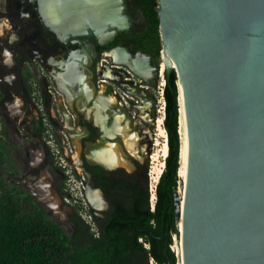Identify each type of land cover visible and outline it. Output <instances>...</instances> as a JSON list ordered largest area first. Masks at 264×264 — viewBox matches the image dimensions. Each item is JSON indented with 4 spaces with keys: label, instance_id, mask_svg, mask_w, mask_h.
<instances>
[{
    "label": "water",
    "instance_id": "obj_1",
    "mask_svg": "<svg viewBox=\"0 0 264 264\" xmlns=\"http://www.w3.org/2000/svg\"><path fill=\"white\" fill-rule=\"evenodd\" d=\"M157 3L160 41L179 68L186 113L181 209L174 194L179 255L183 264H264V0ZM161 74L157 64L155 76ZM152 86L140 81L135 92L125 91L146 100L139 87Z\"/></svg>",
    "mask_w": 264,
    "mask_h": 264
},
{
    "label": "rangeland",
    "instance_id": "obj_2",
    "mask_svg": "<svg viewBox=\"0 0 264 264\" xmlns=\"http://www.w3.org/2000/svg\"><path fill=\"white\" fill-rule=\"evenodd\" d=\"M0 4H3V2H0ZM2 43L0 42V191L10 195L24 209H30L34 206L32 204L35 203L45 212L48 220L61 230L70 246L76 231V227L71 221L72 218L79 217L89 226L91 232L96 234L97 224L104 217L101 212L96 211L97 208L93 207L88 200L87 192L94 191V186L90 183L82 166L80 167L81 170H78L72 161L71 156H77V152L78 160L82 163L80 157V139H77V142L76 138H72L71 133L66 127L68 126L70 116L76 121L78 115L72 107L59 105L67 102V98L58 89L55 91L50 89L52 93L46 92L45 90L42 92V84L34 75L32 77L33 80H29V82V77L24 76L23 86L30 103L23 99L20 91L17 93L12 92V83L15 79L13 56L8 53L6 50L7 47L3 46L4 44ZM161 55L162 50L158 59H155V61L149 57L143 59L149 67V71L143 77L134 74L127 65L120 64L124 70H127L128 76L134 80L131 83H137L141 78H145V80L152 78L155 86L145 87L148 89L142 90L154 99L156 104L155 110L159 109L162 105L158 103L160 100L159 93L163 88L162 84L165 85L164 73L167 70H164L160 76L153 75L151 71H153L157 64L160 68ZM104 59L107 61L108 66H110L114 56L107 55ZM41 73L42 70L39 69L37 74L44 77ZM109 73L111 72L106 70V74ZM114 75L116 78L117 74ZM111 78H113V73H111ZM49 85L54 86L50 79ZM133 85L129 84L128 86L133 88ZM112 87L117 91L119 90L116 86ZM3 89L6 92H3ZM123 97L127 101L126 110L133 120L132 123L142 130L149 129V138H152V140H150L149 148L146 144H142L138 140L136 143L137 146L135 145V155H130L124 149L122 142L123 148L120 150L124 158H127L126 160L131 165V169L106 168V175L107 177H120L121 175H118V173H121L122 176L135 177L136 180H145L149 193V205L152 209L150 189L158 181L164 168V160L167 155L166 153L164 154L163 148L167 144V136L166 133L160 135L152 118L150 122L146 123L141 119L140 107L147 103L137 105L135 104L137 98L132 96L125 97L124 95ZM32 98L34 101H31ZM57 100L60 102L64 100L65 102L60 103ZM155 115L163 119V116L157 114L156 111ZM179 121L180 112L178 115V134L180 139ZM121 122L122 120L119 121L117 119L118 124L115 123L112 128H108L111 130L106 131L107 137L111 140H101L98 145L102 143L115 145L117 143L114 140L115 134H120L122 141L125 134H136L132 128L127 126L128 120L125 121L123 119V122ZM161 126L163 129V124ZM117 145L120 144L118 143ZM89 146H86V150ZM88 162L90 161L88 160ZM43 181H48L55 189L58 198V205L55 210L46 206L38 199V196L44 192L41 187V182ZM56 185L63 187L62 195L57 193ZM178 239L179 233L171 234L172 243L170 249L174 252L177 264L176 242ZM147 264L156 263L148 260Z\"/></svg>",
    "mask_w": 264,
    "mask_h": 264
},
{
    "label": "trees",
    "instance_id": "obj_3",
    "mask_svg": "<svg viewBox=\"0 0 264 264\" xmlns=\"http://www.w3.org/2000/svg\"><path fill=\"white\" fill-rule=\"evenodd\" d=\"M147 22L144 42L137 47L158 59L162 44L156 0H141ZM163 129L167 136V156L155 187L151 209L145 180L135 177L105 178L98 167L84 164L95 187L101 189L109 202V210L97 224L96 234L79 217L71 221L75 236L68 245L61 230L50 222L45 212L33 203L30 209L0 191V264H169L176 260L171 252V234H178L175 221L174 194L180 182V139L178 134L177 77L173 70L164 73ZM62 195L63 187L57 186ZM165 235H169L166 245ZM167 251V254L165 252Z\"/></svg>",
    "mask_w": 264,
    "mask_h": 264
},
{
    "label": "flooded vegetation",
    "instance_id": "obj_4",
    "mask_svg": "<svg viewBox=\"0 0 264 264\" xmlns=\"http://www.w3.org/2000/svg\"><path fill=\"white\" fill-rule=\"evenodd\" d=\"M0 2H3V4H0V42H4L2 43L3 46L7 47L6 50L13 56L12 60L14 61L15 79L12 83V92L17 93L20 91L23 99L30 103L23 83L26 76L29 77V82V80H33L34 75L42 84V92L45 90L52 93L50 89L53 91L58 89L66 95L67 102L62 100L61 102L65 103L59 105L72 107L78 115L76 121L72 116L69 118L70 128L77 129L81 133L80 157L82 163L79 162L78 165L79 167L82 166L95 190H99L105 208L96 209V211L104 215L109 210V202L101 189L95 187L91 175L84 169V164L90 167H98L105 178L111 177H107L106 171L100 166L88 162L85 156L88 150V148L86 150V146L96 147L101 140H111L107 137L106 131L111 130L108 128H112L115 123L118 124L117 117L119 114L125 117L128 113L126 110L127 101L123 95L128 96L129 94L125 90L129 89L135 92V86L140 81L150 82L151 84L154 82L152 78L146 80L141 78L137 83H131L134 80L128 76L127 70H124L120 65H127L134 74L141 76L135 72L133 62L137 58L145 59V57L153 58L155 61L153 53H144L137 47V44L144 42L143 34L147 25L143 9L140 7L142 1L118 0L119 16L124 25L118 27L117 25L108 24L101 34L105 36L104 39L99 36L93 26H85V24L79 27L78 16L73 11L75 5L86 10L94 0H1ZM104 13L100 12L95 15L94 12L92 14L97 19L99 17V21H104L107 18ZM116 51L123 52L126 59L114 57L112 64L108 66L104 57H107V55L112 56L111 53ZM75 67L80 69L85 76L82 82L79 83L77 92L71 94L70 92L76 86L73 80L65 77V75ZM39 69L42 70L41 74L44 77L37 74ZM155 69L156 66L151 71L153 75ZM106 70L113 73V78H111L110 73L106 74ZM114 74L118 76L116 75L115 78ZM119 78L121 79L119 80ZM49 79L54 86L49 85ZM129 84H134V87L130 88ZM82 86H87L88 91H91V93L82 90ZM112 86H116L119 90L113 89ZM139 88V93L146 100L134 97L137 98L135 104L150 102L151 109L154 99L143 91L148 88ZM2 91L6 92L5 89ZM98 98H101L103 105L107 106L105 111L106 120L103 125L96 124L93 113L87 116L85 115L86 112L81 111L79 108L83 106V109H94ZM31 101H34V99L32 98ZM114 140L118 144L121 135L115 134ZM121 148H123L122 145Z\"/></svg>",
    "mask_w": 264,
    "mask_h": 264
},
{
    "label": "bare ground",
    "instance_id": "obj_5",
    "mask_svg": "<svg viewBox=\"0 0 264 264\" xmlns=\"http://www.w3.org/2000/svg\"><path fill=\"white\" fill-rule=\"evenodd\" d=\"M66 1H68V0H66ZM72 4H73V2H72ZM86 10L83 9L82 7L77 6V5H75L73 7V11L78 16V20H79V21L77 20L79 22L78 26L81 27L85 24H86L85 26H88V25L93 26L96 29L99 36L100 37L102 36L101 38H103V39L105 38V36L101 35V34L103 33V31L105 30V28L108 24L117 25L118 27H122L124 25V22L122 21V19L119 16L118 0H94L93 3L91 2V5L89 6V8L88 7L86 8ZM104 10H105V13H104ZM94 12H95V15H98L100 12H103L105 14V16L107 17L106 20L99 21L98 20L99 17H98V19H97V17H94V15H93ZM71 14H72V11H71ZM111 55H113L115 58L119 57L121 59H126L125 54L121 51H116V52L112 53ZM133 66H135V68H134L135 72L137 74H140L141 76H145V74L149 71V67H148L147 63L145 62V60H143V59L137 58L133 62ZM72 70H71V72H68L65 75V77L71 78L73 80V82L75 83L74 85L76 86V88L72 89V91L70 92L71 94H74L77 92L78 87H79V83L82 82V80L84 79L83 77L85 75L80 69H77L76 67ZM164 70H176L178 73V78H177L178 96H177V99H178V103H179V112H180L179 123H180V139H181V141H180V156H179L180 167L178 169V175H177L180 179V182H179V188L177 189V192H178V195L181 194V196H179L180 197L179 204H180V209H181L183 207V204H184L185 186H186V179H187L186 159H185L188 156V136H187V125H186V113H185V107H184V99H183V92H182V84L180 81L179 68H178L175 60L169 55L167 49L162 48V55H161V59H160V73L164 72ZM71 79H69V80H71ZM84 83H85V81H84ZM81 89L84 91L86 90V92L88 91L87 86H85V87L82 86ZM88 92L91 93V91H88ZM96 101L97 102L94 106V109H91V110L83 109L84 108L83 106H80L79 108L81 111L86 112L85 115H87V116H89L90 113H93V116L95 117L96 124L103 125L105 123V120H106L105 111H106L107 106L103 105V103H102L103 100L101 98H98ZM150 106H151V104L147 102L146 105L140 107V114H141L140 117L145 123L151 121V117L149 114V112L151 111ZM117 119L119 121L122 120V122H123V119L125 120V117H124V115L119 114V117H117ZM152 121L155 122L154 125L157 126V130L160 133V135H162V134L164 135L165 131L162 129V126H161V124H163V122H162L163 119H161L160 117H156V120L154 119ZM133 125H135V124L133 123ZM66 128L71 133L72 138H76V141H77V139H80L81 133H79L77 129L70 128L69 120H68V126ZM122 128H125V127H122ZM133 131L135 132V130H133ZM142 131L146 135L147 141L150 142V140H152V138L151 139L149 138V136H150L149 129H145ZM82 134H84V133H82ZM128 134H125V136L123 138L124 149L130 155H135L136 154L135 145H136L138 140L140 142H142V139L139 137V135L137 133L136 134L135 133H133V134L128 133ZM143 144H145V143H143ZM120 149H121V147L117 144L107 145L106 143H102L100 145H97L96 147H93V146L88 147L86 157L88 156L87 159L89 158V160H91L95 163H99L100 165L102 164V166L105 168L107 167V169H111L113 167L123 168L126 170L130 169L129 162H128V160H126L127 158L126 159L124 158ZM167 149H168V147L166 144V145H164V148H163L164 154L166 153V155H167ZM71 157H72V161L75 164L76 168L78 170H81V168L77 164L78 161H77L76 156L73 155ZM41 183H42L41 187H42L44 192L42 195L38 196V199L40 200V202H42L46 206L55 210L57 205H58V202H57L58 198H57L54 187H52V185H50L51 183L49 184L48 181H43ZM87 196H88V200L91 203V205L93 207L97 208V210H99V209L101 210V209L105 208V204L103 203L98 190L88 191ZM176 228L178 230L177 232L179 233V219L176 221ZM176 244H177L176 247H177L178 264H183V259L179 255V239L177 240Z\"/></svg>",
    "mask_w": 264,
    "mask_h": 264
},
{
    "label": "built area",
    "instance_id": "obj_6",
    "mask_svg": "<svg viewBox=\"0 0 264 264\" xmlns=\"http://www.w3.org/2000/svg\"><path fill=\"white\" fill-rule=\"evenodd\" d=\"M162 85H163L162 87H164V84H162ZM159 95H160V100L158 101V103H161L162 105L159 107V109H156L155 111H156L157 114H161L163 116V118H164V106H165V103H164V100H163V88L161 89V92L159 93ZM125 97H129V95L128 96L126 95ZM155 107H156V105H155ZM156 184H157V181L155 182V185L150 189L152 207H153L154 202H155V187H156ZM169 249H170V246H169ZM171 252H173V250ZM150 261L152 262L153 260L150 259Z\"/></svg>",
    "mask_w": 264,
    "mask_h": 264
},
{
    "label": "crops",
    "instance_id": "obj_7",
    "mask_svg": "<svg viewBox=\"0 0 264 264\" xmlns=\"http://www.w3.org/2000/svg\"><path fill=\"white\" fill-rule=\"evenodd\" d=\"M76 158H77V161H78V163L77 164H79V160H78V154H77V152H76ZM88 157V156H87ZM88 160H89V158H88ZM90 162H92V163H95V162H93V161H91V160H89Z\"/></svg>",
    "mask_w": 264,
    "mask_h": 264
}]
</instances>
